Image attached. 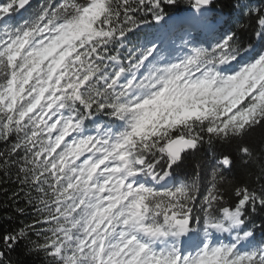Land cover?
Segmentation results:
<instances>
[{"label":"snow or ice","instance_id":"1","mask_svg":"<svg viewBox=\"0 0 264 264\" xmlns=\"http://www.w3.org/2000/svg\"><path fill=\"white\" fill-rule=\"evenodd\" d=\"M0 143V264H264V0H0Z\"/></svg>","mask_w":264,"mask_h":264},{"label":"trees","instance_id":"2","mask_svg":"<svg viewBox=\"0 0 264 264\" xmlns=\"http://www.w3.org/2000/svg\"><path fill=\"white\" fill-rule=\"evenodd\" d=\"M34 3L37 0H33ZM166 12L172 11V9L165 7ZM150 22V17L148 18ZM154 23V22H153ZM259 134V131L256 133ZM4 148L3 143H0V150ZM5 178L3 175H0V234H3L6 230H11L12 228L17 227L22 221L28 222L30 217L27 215L20 216L14 213L12 204L8 201V197L4 195V190H8V194H11V191L15 189L16 185L8 182L5 183ZM21 207L24 205L21 204ZM0 247H3L0 245ZM8 257L11 260V264H44L42 254H26L23 251V242L17 246L16 250L8 253Z\"/></svg>","mask_w":264,"mask_h":264}]
</instances>
